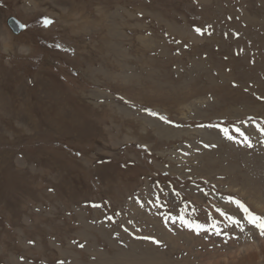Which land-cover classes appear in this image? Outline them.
<instances>
[{"label": "rangeland", "instance_id": "1", "mask_svg": "<svg viewBox=\"0 0 264 264\" xmlns=\"http://www.w3.org/2000/svg\"><path fill=\"white\" fill-rule=\"evenodd\" d=\"M229 197L264 216V0H0V264H264Z\"/></svg>", "mask_w": 264, "mask_h": 264}, {"label": "snow or ice", "instance_id": "2", "mask_svg": "<svg viewBox=\"0 0 264 264\" xmlns=\"http://www.w3.org/2000/svg\"><path fill=\"white\" fill-rule=\"evenodd\" d=\"M44 23H45V25H47V24L51 23V21L45 19ZM195 31L198 34H203L202 30L200 28H196ZM57 47H58V45H57ZM150 115L157 116L158 114L154 113V112H150ZM159 118L161 120H164L165 122H168L166 117L160 116ZM225 134H226V138L227 139H229V140L232 139L231 135H227V133H225ZM245 140L247 141V137H245ZM247 146L251 147L252 145L250 143H248ZM206 147H207V145H206ZM229 201L232 202V203H235L237 205V207L244 212V214H245L244 218L247 219L248 223L253 225L255 228L259 229L260 230V234L262 236H264V216L256 215L249 207H247L240 200H237V199H235L233 197H229ZM94 206L95 207H99L97 205H94ZM221 215H227V214L221 211ZM227 218L229 220H231L232 223L235 224V225H240V223H241L240 220L236 219L235 217L228 216ZM180 220H181V223L185 224L189 228H193V229L199 230V229H201L203 227L202 225H199V224H193V223L185 220L183 217H180ZM173 222H175V221H173ZM241 231H243V228H241ZM217 234H219V233H217ZM81 247H83V245H81ZM61 264H63V262H61Z\"/></svg>", "mask_w": 264, "mask_h": 264}, {"label": "bare ground", "instance_id": "3", "mask_svg": "<svg viewBox=\"0 0 264 264\" xmlns=\"http://www.w3.org/2000/svg\"><path fill=\"white\" fill-rule=\"evenodd\" d=\"M170 238V237H169ZM259 247L261 248V250L262 251H264V244H261V245H259ZM254 250H256L255 249V246H250V247H246L245 249H243V252H247L245 255H243V256H240L239 257V261L240 262H243V261H245V260H248V259H251V258H253L254 257V255H255V251ZM240 255V252L239 253H237L236 254V256H239ZM163 262V261H162ZM218 263H220V264H227L226 262H218Z\"/></svg>", "mask_w": 264, "mask_h": 264}, {"label": "water", "instance_id": "4", "mask_svg": "<svg viewBox=\"0 0 264 264\" xmlns=\"http://www.w3.org/2000/svg\"><path fill=\"white\" fill-rule=\"evenodd\" d=\"M7 23L14 30L15 33H19L20 31L25 29V25L22 24L15 17L8 18Z\"/></svg>", "mask_w": 264, "mask_h": 264}]
</instances>
